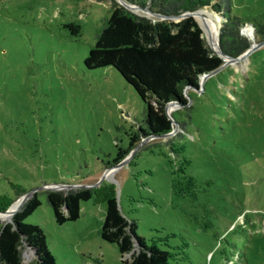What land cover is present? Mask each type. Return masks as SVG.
<instances>
[{
	"label": "rangeland",
	"instance_id": "374dc122",
	"mask_svg": "<svg viewBox=\"0 0 264 264\" xmlns=\"http://www.w3.org/2000/svg\"><path fill=\"white\" fill-rule=\"evenodd\" d=\"M232 2L240 34L251 45L262 41L264 0ZM48 3L53 16L85 21L80 39L42 23L43 10L37 22L0 11V194L14 196L11 181L30 190L94 183L118 147H127L130 134L145 126V103L118 71L84 65L112 2ZM200 9L215 19L213 32L209 18L206 31L197 19L214 50L221 14ZM192 97L188 131L174 124L166 136H141L107 178L138 233L170 249L169 264H231L239 255L246 264H264V44L206 78ZM177 141H185L184 166L168 147ZM39 197L42 204L25 222L44 230L56 264H124L118 245L100 235L105 203L83 201L79 219L59 224L45 193ZM34 256L23 248L24 262Z\"/></svg>",
	"mask_w": 264,
	"mask_h": 264
},
{
	"label": "trees",
	"instance_id": "16d2710c",
	"mask_svg": "<svg viewBox=\"0 0 264 264\" xmlns=\"http://www.w3.org/2000/svg\"><path fill=\"white\" fill-rule=\"evenodd\" d=\"M71 1L77 3L81 0ZM110 1L111 10L96 29L95 42L84 58V65L87 69L106 66L116 69L145 103V126L140 125L138 131L130 134L127 147L119 146L112 164L108 161L103 169L125 159L141 141V136L150 134L162 137L161 135L171 132L174 129V121L188 131L194 107L189 101L193 100V88L199 87L203 74L224 62L223 58L207 45L203 29L193 16L184 17L179 21L157 18L137 14L116 0ZM126 1L164 16L179 15L210 6L216 13L221 14L219 45L224 53L236 57L251 46V41L240 34L242 22L239 16L232 14V0ZM48 5V0H0V11L8 17H31V21L37 22L38 13L43 10L46 18L42 23L53 22L57 29L66 32L68 38L80 39L86 27L85 21L80 18L62 20L53 16ZM13 9L21 14L16 15ZM131 9L133 10V7ZM27 14L31 16H26ZM195 17L206 31L208 16L199 12ZM215 26L214 19L213 30ZM261 28L259 33L264 40V29ZM170 102L182 104V108L178 106V109L171 111V117L166 112V106ZM168 147L172 153L177 154L184 166L185 141L182 145L177 141ZM173 157L175 158L174 155ZM132 162L133 160L129 164ZM182 164L178 166V170L183 168ZM10 184L14 196L0 194V211L6 210L17 198L30 190L21 183L11 181ZM40 193H45L59 224L79 219L83 201L105 203L106 213L100 235L102 239L118 245L124 264H169L173 255L170 249L161 246L157 241L148 242L145 236L138 233L136 219L125 213L118 200L116 185L110 181H103L94 187L41 189L34 192L13 214L11 221H0V264H56L55 258L48 250L44 230L39 225L25 222L42 204ZM24 247L34 251L35 256L29 262L23 260ZM241 258L239 255L238 261H228L231 264H246Z\"/></svg>",
	"mask_w": 264,
	"mask_h": 264
},
{
	"label": "water",
	"instance_id": "95a60500",
	"mask_svg": "<svg viewBox=\"0 0 264 264\" xmlns=\"http://www.w3.org/2000/svg\"><path fill=\"white\" fill-rule=\"evenodd\" d=\"M120 4H122L123 6H125L126 8L130 9L131 11L137 13L136 11L132 10L130 8V6L132 5H135V4H132V3H129L125 0H117ZM138 6V5H136ZM139 7V6H138ZM141 8L142 10H144L145 12H147L146 16H154V17H157V18H169L171 20H174V21H179L180 19L184 18V17H188V16H193L196 20L197 18L195 17V13L197 10H194V11H186V12H183L179 15H174V16H164L160 13H156V12H152L150 11L148 8H142V7H139ZM139 14V13H137ZM143 15V14H141ZM198 22V21H197ZM199 24V22H198ZM200 25V24H199ZM201 26V25H200ZM202 28V26H201ZM264 44V40L258 42V43H255V44H252L247 50H245L243 53H241L239 56H231V55H228L226 53H224L221 48H220V45H219V38L217 40V48L218 49H215V52H217L222 58H223V64L215 69H213L212 71L208 72V73H205L202 75V77L200 78V85L198 88H193L195 91H198L200 92L201 90H203V82L206 80V78H208L209 76L215 74L217 71H219L224 65L228 64V63H231V62H236L238 61L239 59L247 56L248 54H250L255 48H257L258 46ZM187 93V91H186ZM190 99V98H189ZM191 100V99H190ZM189 100V101H190ZM170 105H174L175 107H178V106H182V104H180L179 102H170L167 104L166 106V112L167 114L171 117V112L169 111V107ZM174 124H177L175 121H174ZM171 132L169 133H166V134H163L161 136H166L168 134H170ZM155 135H148L147 137H153ZM135 150H133L131 152L130 155L133 154ZM127 158L123 159L122 161L118 162L117 164H115L114 166L110 167V168H107V170L109 169H113V168H116V167H119L121 166L122 164H124V162L126 161ZM103 172L102 173V176L99 180H97L96 182L94 183H75V184H67V183H52V184H46V185H43L41 187H36V188H33L29 191H27L26 193H24L22 196H20L17 200H15L11 205L10 207H8L6 210L4 211H0V213H7L10 211L12 205L16 202V201H20L19 203V206L16 210H14L11 214H14L15 212H17L22 206L23 204L34 194V192L38 191V190H41V189H53V190H68V189H72V188H81V187H94V186H98L100 183H102L104 180H108L110 182H113L112 180L108 179L107 178V172Z\"/></svg>",
	"mask_w": 264,
	"mask_h": 264
},
{
	"label": "bare ground",
	"instance_id": "6f19581e",
	"mask_svg": "<svg viewBox=\"0 0 264 264\" xmlns=\"http://www.w3.org/2000/svg\"><path fill=\"white\" fill-rule=\"evenodd\" d=\"M132 6V5H131ZM131 6H130V8H131ZM133 7V9H135V10H137V8L138 9H140V10H142L141 8H139L138 6H136V5H133L132 6ZM143 11V10H142ZM199 12H203V13H205L207 16H208V18L210 19V21H209V23H208V31H210V32H213V27H212V25H213V20H214V17L211 15V13L208 11V10H206V9H198L197 11H196V13H199ZM196 13H195V16H196ZM206 29H207V24H206ZM217 40H218V34H216V46H217ZM215 48V47H214ZM215 49H218V48H215ZM175 108V106L174 105H170V107L168 108L169 109V111L171 112L173 109ZM110 170H112V169H109V170H107L106 172V174L108 175V172L110 171ZM17 202V201H16ZM15 202V203H16ZM13 204L12 205V207H11V209H10V211L9 212H7V213H0V217H3V216H9L11 213H12V211H14V210H16L17 208H18V206H19V203H20V201L17 203V204Z\"/></svg>",
	"mask_w": 264,
	"mask_h": 264
},
{
	"label": "crops",
	"instance_id": "0c3cea01",
	"mask_svg": "<svg viewBox=\"0 0 264 264\" xmlns=\"http://www.w3.org/2000/svg\"><path fill=\"white\" fill-rule=\"evenodd\" d=\"M81 206H82V204H81Z\"/></svg>",
	"mask_w": 264,
	"mask_h": 264
}]
</instances>
